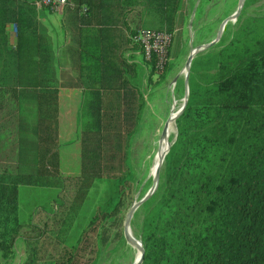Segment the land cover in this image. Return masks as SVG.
<instances>
[{"label": "trees", "instance_id": "16d2710c", "mask_svg": "<svg viewBox=\"0 0 264 264\" xmlns=\"http://www.w3.org/2000/svg\"><path fill=\"white\" fill-rule=\"evenodd\" d=\"M145 1L161 19L155 28L172 32L179 0ZM9 2L13 6L14 0ZM31 9L20 3L8 16L17 25L13 46L0 37V52L16 65L7 77L18 83L0 86V264H12L17 238L24 255L16 264H99L114 237L124 242L121 211L133 181L129 147L144 106L140 75L134 62L100 49L92 33L83 39L77 76L79 172L51 170L57 140L48 117H53L55 89L19 85L28 81V69L19 65L21 73L17 63L30 58ZM87 10L78 14L80 22ZM134 32L128 29V35ZM143 60L152 71L168 66L165 61L156 67L153 56ZM5 72L0 71V83ZM187 87L156 187L135 209L138 222L129 221L142 247L139 264H264V12L198 51L190 60ZM37 95V103L27 106L36 116V155L31 165H19L23 150L17 142L10 163L2 157L15 146L4 153L2 134L23 100ZM19 185L55 193L20 218Z\"/></svg>", "mask_w": 264, "mask_h": 264}, {"label": "rangeland", "instance_id": "374dc122", "mask_svg": "<svg viewBox=\"0 0 264 264\" xmlns=\"http://www.w3.org/2000/svg\"><path fill=\"white\" fill-rule=\"evenodd\" d=\"M238 2L239 0H179L176 22L172 28V37L166 59L168 66L162 67L163 69L159 71H152L145 61L143 62L145 66L136 65L141 79L140 89L144 106L138 129L129 147V163L133 168V174L131 175L133 181L131 180L132 183L127 187L124 199L125 205L121 211L123 216L122 229L124 218L131 204L138 200L141 194H144L152 185V166L156 155L165 144L170 143L175 134L176 129L172 116L181 105L185 96L183 65L189 49L214 38L221 21L226 17L228 18L225 20L220 35L213 43L218 42L220 38L230 36L233 30L238 29L239 26L247 22H252L253 18L264 12V0H243L237 15L234 18H229L230 14L236 9ZM148 10V19L144 23L153 28L157 27L159 25L157 21L158 14L154 12V9L149 8ZM140 61H143V58ZM187 70H189V67ZM59 111L61 112V110ZM28 112V107L23 104L20 110L17 111L16 125L14 122L13 124L11 123L2 134L4 146L2 151L4 153H9V148L13 147V145L15 146L12 149L13 153L9 157L4 156L2 158L9 160L10 163L15 162L14 154L16 153L18 142V146L23 150L22 155L19 157V165L21 166L31 165L32 159L36 155L34 141L36 118L34 114L32 115ZM73 112L74 110L71 111L72 114ZM170 118L173 124H170ZM73 121H75V118ZM166 124L167 131L164 138L161 136V132ZM60 125L58 127V139L61 141L60 148L66 145V153L70 154L68 157L63 155L61 163L58 162L57 154L56 165L49 167L51 170H55L63 175H74L79 172V166L78 168H74L76 161L79 164V160L74 156L76 151L69 148H75V140H72L74 138V131L76 130L75 125H73L71 131L67 125V130H65L66 126L63 121H61ZM68 140L72 141L70 143L65 142L64 144V141ZM67 144L72 145L68 146ZM99 186L101 185L99 184ZM53 193H55V189L50 187L19 185L20 218H24L23 213L44 202ZM138 205L135 209H137ZM135 209L132 211L129 221L134 217L136 222H138L140 214L138 213L136 216H133ZM114 228L118 230L120 226L112 227L111 231ZM129 230L132 233L130 223ZM132 236L138 240L133 234ZM114 239L115 237L106 247L99 264H131L138 255L135 242H128L125 237L124 242L120 239ZM13 254L12 264H16L24 255L23 243L20 238H17L15 241ZM86 254H89L88 249L84 251L80 258L83 260Z\"/></svg>", "mask_w": 264, "mask_h": 264}, {"label": "crops", "instance_id": "0c3cea01", "mask_svg": "<svg viewBox=\"0 0 264 264\" xmlns=\"http://www.w3.org/2000/svg\"><path fill=\"white\" fill-rule=\"evenodd\" d=\"M8 1L0 0V26L3 23L0 37H3L8 45L13 46L16 43L17 25L15 21L8 19L13 7L20 3L28 4L34 12L31 19L34 27L31 32H28L32 36V43L27 46L30 58L28 63L23 60L17 63L18 71L21 70L19 65L22 70L28 69V81H21L19 85L55 89L54 94L52 93L55 104L53 117L48 118L52 120L55 128L58 162L61 163L62 156L68 157L70 153H66V145L60 148L58 127L63 121L70 131L73 129V125L76 129L77 110L81 97V88L77 82L80 70L79 47L83 39L90 38L89 33H92L103 51L105 49L114 50L127 62L145 66L144 60L140 61V59L142 60L141 52L136 44L128 38V29L153 28L144 23L148 19V9L153 8L145 0H68L66 4L55 10L36 7L33 0H14L13 6ZM87 8H90V11ZM83 10L88 12L82 15L80 22L78 14ZM157 21L160 26L161 19L158 18ZM8 58L7 55L3 57V50H1L0 71L6 72L1 78L0 86L13 85L17 87L18 83L11 84V78L7 77L11 70H16L15 63L11 58ZM38 98H40L39 95L31 100L24 99L23 104L26 106L28 103L36 104ZM15 100L17 104L18 100ZM77 101L78 103H76ZM72 110H74L73 114ZM34 117L36 118V116ZM74 118L75 121H73ZM14 123L16 125V118ZM67 126L65 130H67ZM76 135L75 130L72 139L75 140V148L69 149L76 151L74 156L79 160V141ZM72 140L64 141V144L65 142L70 143ZM77 162L74 168H78Z\"/></svg>", "mask_w": 264, "mask_h": 264}, {"label": "built area", "instance_id": "2783aa9c", "mask_svg": "<svg viewBox=\"0 0 264 264\" xmlns=\"http://www.w3.org/2000/svg\"><path fill=\"white\" fill-rule=\"evenodd\" d=\"M68 0H33L36 7H47L55 10L66 4ZM132 42L139 45L142 57L149 60L155 57V66L161 67L167 59V48L171 42L172 33L164 29L138 27L128 36Z\"/></svg>", "mask_w": 264, "mask_h": 264}, {"label": "water", "instance_id": "95a60500", "mask_svg": "<svg viewBox=\"0 0 264 264\" xmlns=\"http://www.w3.org/2000/svg\"><path fill=\"white\" fill-rule=\"evenodd\" d=\"M243 0H239L238 2V5L236 7V9L230 14V17L229 18H234L238 11H239V8L241 6V3H242ZM228 17L224 18L219 27H218V30L216 32V36L214 38H212L211 40H209L208 42L206 43H203L201 45H196L194 47H191L189 49V52L186 56V59L184 61V65H183V69H184V84H185V96L183 97V100H182V103L181 105L175 110L172 118L174 119L179 113L180 111L182 110L184 104H185V101H186V95H187V73H188V67H189V63H190V60L192 58V55L198 51V50H201V49H204L206 47H208L209 45L213 44V42L217 39V37L220 35V32H221V29L223 28V25L225 23V20L227 19ZM165 129H166V126H164L163 130L161 133H164L165 132ZM169 145V142L167 143V146H166V149ZM165 149V150H166ZM165 153V151H164ZM163 153V155H164ZM163 155L160 157L159 159V162L158 164H156L155 168H154V172H153V176H152V185L150 186V188L140 197L138 198V200L134 201L131 206L129 207L127 213H126V216L124 218V222H123V235L125 237V239L128 241V242H136V245H137V248H138V255L137 257L133 260V262L131 264H139L140 261H141V258H142V247H141V243L139 240H135L133 236H131V233H130V230H129V217L132 213V211L135 209V207L140 203L142 202L147 196H149L151 194V192L155 189L156 187V184H157V178H158V170H159V165L162 161V158H163Z\"/></svg>", "mask_w": 264, "mask_h": 264}, {"label": "bare ground", "instance_id": "6f19581e", "mask_svg": "<svg viewBox=\"0 0 264 264\" xmlns=\"http://www.w3.org/2000/svg\"><path fill=\"white\" fill-rule=\"evenodd\" d=\"M173 109H175V108H173ZM170 124H173L171 118H170ZM165 126H166L165 132L161 134V136L164 137V138L166 137L167 124H166ZM166 146H167V144H165V145L160 149V151L158 152V154L156 155V157H155V159H154L153 166H152V171H153V172H154V168H155L156 164H158V160H159L160 157L163 155V153H164V151H165V149H166ZM130 233H131V232H130ZM131 236H132V233H131ZM134 239H135V238H134ZM135 240H137V239H135ZM135 244H136V242H135ZM136 246H137V245H136ZM137 251H138V248H137Z\"/></svg>", "mask_w": 264, "mask_h": 264}]
</instances>
